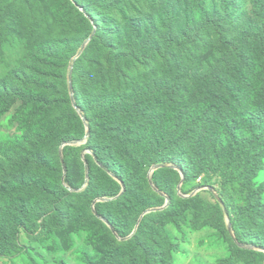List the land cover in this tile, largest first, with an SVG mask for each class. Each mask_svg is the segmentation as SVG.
<instances>
[{
	"label": "trees",
	"instance_id": "trees-1",
	"mask_svg": "<svg viewBox=\"0 0 264 264\" xmlns=\"http://www.w3.org/2000/svg\"><path fill=\"white\" fill-rule=\"evenodd\" d=\"M250 4L251 12L245 7L242 18L237 21L236 11L241 7L237 0H219L210 6L199 2L194 10L179 14L186 27L179 34L169 32L164 49L147 56L151 58L156 53L162 59L159 66L172 71L179 64L181 54L199 50L207 43L204 36L208 33L210 44L223 49L224 55L233 52L235 62L216 72H206L194 88L186 82L160 80L132 99L95 107L90 98L79 103L91 125L85 147L94 149L102 164L98 166L93 155L87 154L88 175L84 165L76 170L71 163L70 154L77 147L66 145L64 159L60 155L62 142L86 135L84 122L80 117L71 116L56 119L55 114L63 106L59 98L63 95L76 112L72 107L69 71L63 76V61L66 59L70 66L72 58H76L84 41L95 31L92 20L75 6L79 20L74 25L82 24L87 27L86 32L75 29L72 39L40 41L26 55V68L12 67L0 78V117L19 101L15 120L18 130L22 131L9 138L13 144L9 150L0 144V162L7 157V174L0 181V260L21 258L25 250L20 245L21 235H31L43 228L55 231L60 238L67 236L65 243L71 235L85 233L96 260L109 261L113 250L121 246L116 236L128 238L144 212L166 203L159 194L150 192L146 180L145 186L138 184L146 166L172 163L180 166L188 178L190 174L202 173L208 164L225 182L228 172L237 169L254 146L264 145V0H250ZM82 6L97 24V36L101 37L106 58L110 57L109 63L132 67L131 54H123L116 47L122 37L141 40L144 47L155 50V35L150 33L147 20L129 17L123 24L117 18L99 19L89 6ZM48 9L54 14L61 11L59 5ZM231 18L237 22L232 37L225 29V23ZM68 47L70 50L65 49ZM87 52L77 57L76 66ZM147 67L153 68V62ZM17 149L20 151L15 153ZM257 170V164L253 163L252 174ZM171 171H158L154 183L159 184V173H174ZM110 172L126 184L121 197L118 196L123 192L122 185ZM87 177L90 183L83 189ZM165 190L171 203L161 215L174 220L180 199L173 185ZM263 193L264 184L255 190L257 196ZM116 197L115 201L98 202L95 210L92 208L98 198ZM262 207V203L250 205L251 212ZM153 217L144 218L133 241L127 244L143 243L140 262L134 256L131 264L155 261L143 242ZM101 218L110 221L116 234ZM224 235L234 255L245 254L228 230ZM250 237L252 244L264 249V227ZM235 239L243 243L242 236L236 233ZM92 262L86 255L85 263ZM31 264L38 263L31 259Z\"/></svg>",
	"mask_w": 264,
	"mask_h": 264
},
{
	"label": "rangeland",
	"instance_id": "rangeland-1",
	"mask_svg": "<svg viewBox=\"0 0 264 264\" xmlns=\"http://www.w3.org/2000/svg\"><path fill=\"white\" fill-rule=\"evenodd\" d=\"M237 1L241 4L236 11V19L239 21L245 7L251 12L252 6L250 0ZM199 2L210 6L219 0H0V78L12 67L19 65L25 67L27 65L25 57L30 52V48L36 47L40 41L51 42L60 37L72 39L75 29L86 32L87 27L82 24L74 25L75 20H79L75 6L92 20L95 31L83 43L85 45L83 53L86 50L88 52L83 56L80 64L76 66L78 58L76 59L75 56L70 61V66L67 65L66 59L63 61V76L68 70L70 94L74 98L72 107L76 112L65 101L63 95L59 97L63 106L55 114L56 119L71 116L76 117L75 119L80 117L84 122L86 135L80 139L62 142L60 155L64 159L63 148L66 145L77 147V150L70 154L71 163L76 170L84 165L88 175L90 165L86 158L87 154L93 155L98 166L102 164L96 151L85 147L91 131L90 121L79 105L85 98L92 99L94 107L109 105L121 99H132L136 93L150 89L160 80L186 82L194 88L202 81L206 72H216L218 68L235 62L233 52L229 51L224 55L223 49L210 44L208 33L204 36V41L207 43L201 45L199 50L194 49L190 53L181 54L179 64L172 71H166L159 66L162 59L156 53L153 57L147 58L151 52L158 53L164 49L169 32L179 34V30L186 27L179 14L194 10ZM82 4L89 6L93 15L99 19L117 18L123 24L129 17H141L147 20L150 24V33L155 35V50L144 47L141 40L122 37L116 47L120 48L123 54H131L133 65L129 68L127 65L119 67L115 63H109L110 57L106 58V52L101 49V37L97 36L96 31L97 24ZM54 5H59L61 10L57 14L48 9ZM236 28L237 22L234 18L225 23L226 32L230 37L234 36ZM106 34L104 32L103 36ZM65 49L70 50L69 47ZM64 54L62 52V55ZM92 60H94L93 64H91ZM151 62L153 68H148ZM19 104V101L16 102L0 117V144L2 143L8 150L9 146H13L9 138L22 133L18 130V123L15 120V112ZM18 151L20 149L15 150V153ZM1 162L0 181L7 174V157L2 158ZM253 163L258 166L255 175L252 174ZM162 169H171L174 173H159V184H155L154 175ZM66 171L65 165L63 180ZM143 173L144 177L138 181V184L145 186L146 180L150 192L159 194L166 199V203L162 207L150 208L144 212L128 238L122 239L116 236L121 246L113 250L109 261L96 260L93 246L88 244V236L85 233L73 234L65 243L67 236L60 238L51 229L36 230L35 228L36 231L31 235H21L20 245L25 249L24 255L14 261L0 260V264H31V259L38 264H87L86 255L93 260L92 264H131V257L134 256H137V262H140L143 243L132 246L127 244L133 241L142 221L148 215L154 217L150 219L143 242L154 257L153 264H264V249L252 244L250 237L264 227V207L253 212L250 208L253 204H264V193L260 196L255 194V190L264 184V145L254 146L241 165L228 172L225 182H222L220 176L208 164H205L202 173L190 174L188 178L180 166L172 163L146 166ZM109 174L118 180L113 173ZM118 181L123 188V192L118 196L121 197L127 187L124 182ZM89 183L90 178L87 177L83 189ZM168 185L175 187L176 197L181 203L180 208L176 210L177 217L174 220L161 215L171 203L165 190ZM70 190L75 191L72 188ZM118 197L98 198L92 208L95 210L98 202H112ZM255 211H258V214ZM101 219L110 231L116 234L110 221ZM227 230L245 254L232 253L224 235ZM235 233L242 236L243 243L235 239Z\"/></svg>",
	"mask_w": 264,
	"mask_h": 264
},
{
	"label": "water",
	"instance_id": "water-1",
	"mask_svg": "<svg viewBox=\"0 0 264 264\" xmlns=\"http://www.w3.org/2000/svg\"><path fill=\"white\" fill-rule=\"evenodd\" d=\"M84 48H85V45L82 46V48H81L80 51L78 52L76 58L79 57V56L83 53ZM182 173H183V172H182Z\"/></svg>",
	"mask_w": 264,
	"mask_h": 264
}]
</instances>
